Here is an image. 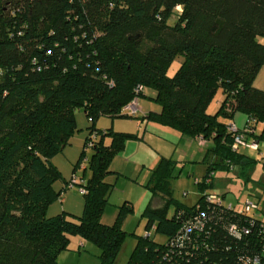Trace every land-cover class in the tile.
Returning a JSON list of instances; mask_svg holds the SVG:
<instances>
[{"label":"trees","instance_id":"obj_1","mask_svg":"<svg viewBox=\"0 0 264 264\" xmlns=\"http://www.w3.org/2000/svg\"><path fill=\"white\" fill-rule=\"evenodd\" d=\"M262 36L264 0H0V264H60L57 256L71 234L101 248L100 264H119L117 254L128 233L137 241L123 264H246L241 256L254 254L259 255L256 264H264V231L258 227L264 208L246 211L244 200L213 211L203 201L214 191V169L238 165L239 174L249 179L258 161L232 147L233 131L221 117L246 113L241 130L264 145V125L260 133L252 130L255 122L264 123V88L254 83L264 65ZM178 54L183 58L168 74ZM138 84L142 88L136 93ZM144 86L155 89L153 99L161 105L144 117L209 140L214 158L190 203L172 195L173 158L162 157L153 169L147 185L163 201L148 203L141 215L145 228L153 224L163 240L150 238L149 231L142 236L123 229L122 219L131 211L125 204L112 223L101 221L111 188L105 180L110 162L136 134L107 128L99 129L97 138L95 120L102 114L136 116L138 111L130 114L123 107ZM218 89L223 99L210 113L207 106ZM77 107L91 120L84 139V148L92 143L87 147L90 174L80 184L83 210L47 215L60 194L54 183L63 178L52 157L77 129ZM85 154L84 149L75 165ZM170 204L175 205L172 214ZM200 208L212 219L206 225L209 236L194 230L192 237L199 238L191 257L170 252L164 258L182 220ZM223 220L247 224L252 231L235 239Z\"/></svg>","mask_w":264,"mask_h":264},{"label":"rangeland","instance_id":"obj_2","mask_svg":"<svg viewBox=\"0 0 264 264\" xmlns=\"http://www.w3.org/2000/svg\"><path fill=\"white\" fill-rule=\"evenodd\" d=\"M264 41V36L261 37ZM183 56L182 54H178L173 61L170 63L167 73L172 74L177 66L179 65L180 61L182 60ZM156 94V91L154 88L150 86H144L143 87V93L138 96V105L141 106V109L139 113L134 117H116L114 120L116 122H119L122 124V128L124 129H133V131L137 132L139 135L143 133L145 122L148 121L147 118L142 117L144 115L143 111H148L150 109H159L161 108V105L158 101L153 99V96ZM223 94L221 89H218L215 92V95L213 96L212 100L209 102L207 106V111L210 113H213L216 108L218 107V97ZM75 118H76V125L77 129L71 136L74 143L73 146L76 144L77 137H80L79 134L82 132H89L88 126L91 124V120L86 116L84 113V110L82 107H77L75 109ZM108 121H110V117L108 115L102 114L95 120V131L97 132L98 137L102 134V132L99 131L101 127H105V125H108ZM103 125V126H101ZM237 126V125H236ZM117 128V129H122ZM151 129V127H149ZM159 133L160 132H156ZM94 135V133L92 134ZM132 140H140L136 137H128V139ZM104 141H108L110 139V136L108 134L104 135ZM152 139V138H151ZM66 145H70V143H67ZM65 145V146H66ZM193 146L195 147V144L193 143ZM161 147H168L167 144L162 145ZM198 148V147H197ZM85 149V156L81 158V161L78 165H75V162L73 163V172L80 176L82 175V170H85V175L90 174V169L88 167V160L86 157H88L91 154L90 148H84V143L81 144V151L83 152ZM185 147L183 148V152ZM243 149V148H241ZM178 150V151H177ZM177 150L174 152L173 155H178V152H180V146H178ZM205 151V147L202 149V147L199 149V153ZM154 152V149L152 150H141L140 154H143L144 156L152 155ZM171 153V152H170ZM255 155H257V151H254ZM62 151L57 152L53 158L54 162H57L59 166L61 167L60 170H62L63 174L65 175L64 170V164H62ZM121 154V153H120ZM119 154V155H120ZM122 156H116L114 157V165H118L119 168L126 169V167L130 168L129 165H125L126 162L123 160ZM136 157H140L139 153H137L135 156H133L131 159H134ZM150 157V156H149ZM208 161V160H207ZM208 163L210 162H207ZM130 162H132L130 160ZM85 165L86 167L82 169V166ZM206 164L203 162H197V161H185L184 166L181 167L179 170V166H176L174 173L177 174V176H174L171 180V191L172 195L176 197L179 201L184 203H189L192 199L197 197V184L195 183V180L197 177H194V175L202 177L204 169ZM192 170L195 172H192ZM213 171V185L210 186L211 190H214V192L222 194V192H225V202L233 201L236 204L240 203V206L244 202L245 198L247 196L253 197L257 201L259 200L260 206L264 208V168L263 163L261 160H258L256 164L254 165L252 169L251 176L252 178L245 179L243 176L239 175L238 168L233 167L230 170H221V169H214ZM127 174L130 172H126ZM117 173L115 172H109L106 175L107 180L115 181L114 185L111 187L110 192L108 193V202L104 208V212L101 215L102 222L104 223H111L114 220L116 210L118 211V207H116L117 204L121 203L124 198H121L122 193L123 195H127L131 199L135 200L136 207L134 208L135 211L133 213L128 214V216L123 221V228L127 230L128 232L134 231L138 235L144 236L147 231H149L150 238H155L158 240H163L165 237L162 233L157 232L154 225L152 224L151 227L145 228V221L146 218L142 217L141 212L144 208V205L147 203L149 196L151 195L150 190L148 187L146 188L144 185L141 187L137 186L135 183L131 181V179L127 178L126 175L123 173L118 175L116 177ZM129 175V174H128ZM142 182L144 178H141ZM79 183V182H78ZM67 184V183H66ZM74 188H78L79 185L76 183L74 184ZM146 185V184H145ZM71 186V185H70ZM68 186L67 189H73V187ZM187 191V195H183V192ZM79 192V191H78ZM143 194L147 196V198L144 200V202L137 206V204L141 201V197H143ZM124 197V196H123ZM153 204L154 205H160L163 201V198L160 195L153 196ZM60 197H57L55 200H53L47 209V215L52 214L53 212V206L52 204L54 201L60 202ZM195 200V199H194ZM137 203V204H136ZM175 208L174 204H170L168 208V214H172L173 210ZM114 210V216L112 217L111 212ZM261 213V210H260ZM103 219L105 221H103ZM137 239L135 235L128 233L120 247V250L117 254L116 261L119 264L125 263L134 246ZM101 251V248L95 244L94 242L81 237L78 234H71L69 235V241L67 244V247L61 249L57 256V260L60 264H100V256L99 253Z\"/></svg>","mask_w":264,"mask_h":264},{"label":"crops","instance_id":"obj_3","mask_svg":"<svg viewBox=\"0 0 264 264\" xmlns=\"http://www.w3.org/2000/svg\"><path fill=\"white\" fill-rule=\"evenodd\" d=\"M254 83L256 86L264 88V65L261 67L258 75L256 76ZM217 99H218L217 100L218 104H220L221 100L223 99V94H221ZM140 110H142L141 106H140V109L138 110V112L136 113V115L139 113ZM150 110L158 111V110H160V108L159 109H150ZM148 111H143V113H144L143 117L145 116V114H147ZM109 117H110V121H108V123H107L108 125H105V127H101V130L111 128V129L118 130V131H129V132H133L136 134V136H133V137H136V138L139 137L138 139H140V140H132L129 138L128 140L127 139L125 140L123 147L113 156V158L110 162V165H109V169H110L109 172L117 173L116 177H118V175L123 173L124 175L127 176V178L131 179V181L139 187L144 185L146 188L148 187V189L150 190V188L147 184L151 178V174H152L153 169L156 167V165L158 164L159 160L162 157H171L175 160L176 163H175L173 170H175L176 166H179L180 167L179 170H180L181 167L184 166L185 161L203 162L204 164H206L204 172L202 174L203 176L205 175L207 167H208L206 161L208 160L207 162H210V161H213V159H214L213 153L210 152V150L208 149V146L210 145L209 140H206L204 143H200L196 136H190V135L184 134L183 132L179 131L177 128H175L173 126H170L168 124H163L159 121L152 120V119H148V121L145 122L143 133L139 135L137 132L133 131V129L129 130V129L122 128V124L119 122H116V120H114L116 117H111V116H109ZM131 117H134V116H131ZM220 119L225 120L227 123L233 122L238 127H244V126H246V123L248 121V115L242 111H235L231 118L221 117ZM263 125H264V123L261 121L255 122V126L252 127V130H254L256 133H260L262 128H263ZM101 126H103V125H101ZM149 127H151V129H149ZM117 128H122V129H117ZM158 131L160 132V134L156 133ZM87 133H88L87 131L82 132V134L80 133L79 134L80 137L76 138L77 142L74 146H73L74 141L71 137L70 142H69L70 145L64 146L63 149L61 150L63 153L62 158L64 157L62 160L63 161L62 164H64L65 175L63 174L62 170H60L61 167L59 166V164L57 162L53 161V158L55 156L52 157L53 163L59 168V170L63 176L62 179H58L54 183V188L57 191H60V194L58 196V197H60V200H59L60 202L54 201V203L52 204V206H53L52 214L58 213L60 211H66V212H69L71 214L79 215L83 210V204H84L83 193L80 192L78 190V188L77 189L74 188V186H75L74 184L77 183L80 186V184H82L86 181V178L88 175L86 176L85 170H82V175L77 176L73 172V163L75 161H77V159L81 153V150H80L81 144L84 143V139H85ZM96 137L98 138L97 134H96ZM253 138H254V135L250 134L249 139H253ZM109 141H110V139L108 141L105 140L104 142L107 143ZM193 143L195 144V147L193 146ZM165 144H167L168 147H161L162 145H165ZM178 146H180V152H178V155H173L174 152L177 150ZM260 146H262V147L260 148ZM184 147L186 149H184V152H183ZM201 147H202V149L205 147V151L204 152L201 151V153H199V149ZM241 148H243V150L246 153L252 155L253 157H256L258 160H261L263 163V168H264V145H262V143H259L258 149H255V148H252L249 146H245V145L238 146L237 149L240 150ZM152 149H154V152H156V153H153L152 155L146 154L145 156L143 154H140L141 150L147 151V150H152ZM254 151H257V155H255ZM137 153H139L140 157H136L134 159H131ZM123 154L125 155V157H123V160L128 161V162H126L125 165H129L131 167V169L126 167V166H125L126 169H122V168H119L118 165H114V160H113L114 157H116L117 155L120 157ZM130 160L132 162H130ZM256 162L254 163V165L256 164ZM85 167L86 166L83 165L82 169H84ZM233 167L234 168L237 167L238 169H240L238 165H234ZM233 167H231L230 169H232ZM230 169L221 168V170H230ZM252 169L250 170L251 171L250 176L252 173ZM126 172H130V173H128L129 175ZM192 172H194V171L192 170ZM238 172H240V170H238ZM73 175H75L74 176L75 177L74 182L72 184H69L68 181L72 178ZM106 175H105V180L107 182L111 183V187H112L114 185L115 181L107 180ZM175 176H177V174H175ZM203 176L199 177V176L194 175V177H197L196 179H194L195 183L197 184V189H198L197 195H196L197 197L200 194L199 184L197 181L202 179ZM240 176H242V175H240ZM141 178H144L143 179L145 181L144 183L142 182ZM172 178H171V180H172ZM250 178H252V176ZM211 182L213 185V178H212ZM68 186L73 187V189H67ZM110 190H111V188H110ZM110 190H109V192H110ZM150 192H151V190H150ZM187 194H188L187 191L183 192V195H187ZM222 195L225 196L226 193L222 192ZM197 197H195L194 199L196 200ZM121 198H124L123 201L121 203L117 204L116 207H118L119 205H122V204H125V205H128L131 207V211L128 212L124 216V218L122 219L121 224L123 225V221L128 216V214L133 213V211H135L134 208L136 207V205H135V200L131 199L127 195H123V193H122ZM146 198H147V196L145 194H143V197H141V201L138 204L136 203L137 206H140ZM153 198L154 197L152 196V192H151V195L149 196L147 203L144 205V208L146 207V205L148 203L154 205L152 202ZM194 199H192L190 202L194 201ZM107 202H108V195H107ZM144 208L142 209V212H143ZM103 212H104V210H103ZM142 212H141V214H142ZM52 214H50V215H52ZM111 214H113V215H111L113 217L114 216V210H113V212H111ZM116 215H117V210H116L115 217H116ZM115 217H114V219H115ZM101 221H102V219H101ZM103 221H105V220L103 219Z\"/></svg>","mask_w":264,"mask_h":264},{"label":"built area","instance_id":"obj_4","mask_svg":"<svg viewBox=\"0 0 264 264\" xmlns=\"http://www.w3.org/2000/svg\"><path fill=\"white\" fill-rule=\"evenodd\" d=\"M142 88L141 84H138L135 88V92L138 93ZM140 109L138 105V96H135L128 104H126L123 107V110L129 112L130 114L136 113ZM228 129L233 131V143L232 147L234 149L238 148V146L245 145L249 146L255 149L259 148V141L256 138L253 139H247V136L244 131L241 130L240 127L236 126L233 122H230L228 124ZM198 141L200 143H204L205 139L202 136H197ZM91 141H87L85 144V148H87L89 145H91ZM75 175L72 176V178L68 181L69 184H72L74 182V177ZM206 182L211 181V177L207 176L205 179ZM79 191L80 192H85V188L81 185L79 186ZM203 201L206 204V206L213 211H216L217 208L221 207V204H226L228 208H232V205L230 202L225 203L224 200L222 199V195H220L217 192L211 191V193H207L205 196H203ZM199 206V205H197ZM244 209L246 211H255L257 212V209L260 208L259 202L252 198H246L245 199V204H244ZM259 215V214H258ZM212 222V219L210 218L209 213L205 209H198L195 212L192 213L191 216H188L186 219L182 220L181 227L178 229V231L169 239L168 241V252H165L163 257L168 258L171 253H177L180 255V259L183 258H189L190 253H195L197 248L196 246L198 245V238L199 234H202L204 231L206 232V235L211 232V228L206 225L210 224ZM220 223L222 225H225V229L228 235L235 239H240L243 238V236H246L247 234H250L252 231V228L247 225V224H242L240 222L236 221H230V220H223ZM258 227H262L264 231V221L259 222ZM206 227V228H205ZM194 230H199V234L196 236L192 237V233ZM149 232L147 231L145 235H148ZM209 236V235H208ZM189 242V243H188ZM202 243L204 244V240H202ZM207 245V244H205ZM205 247V246H204ZM183 255L184 257H182ZM195 257L197 255L194 254ZM259 255L254 254L253 258L252 257H246L245 255L241 256V259L246 263V264H256L257 261L259 260ZM238 258H240V254L238 255ZM169 259V258H168ZM197 261L194 262V264H202L201 261L196 263ZM215 264H221L220 261H216ZM223 264V263H222Z\"/></svg>","mask_w":264,"mask_h":264},{"label":"water","instance_id":"obj_5","mask_svg":"<svg viewBox=\"0 0 264 264\" xmlns=\"http://www.w3.org/2000/svg\"><path fill=\"white\" fill-rule=\"evenodd\" d=\"M131 37H134V36H130V38H131Z\"/></svg>","mask_w":264,"mask_h":264}]
</instances>
